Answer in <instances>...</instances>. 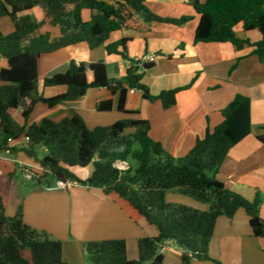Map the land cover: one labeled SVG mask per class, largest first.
<instances>
[{
	"label": "trees",
	"instance_id": "1",
	"mask_svg": "<svg viewBox=\"0 0 264 264\" xmlns=\"http://www.w3.org/2000/svg\"><path fill=\"white\" fill-rule=\"evenodd\" d=\"M36 7L44 10L51 27L59 29L58 37L51 32L41 33L43 23L33 16L20 17ZM193 8L199 17L195 44L231 43L237 50L252 47V54L264 63V0H194ZM84 10L93 13L91 21H83ZM133 13L142 15L147 23L183 26L192 20L188 16H158L148 9L146 0H0V19L7 17L15 26L10 35L0 31V58L7 64L0 69V151L23 152L39 163L43 173L36 180L38 185L51 178L102 189L106 195L115 194L126 201L158 230L157 237L139 240V258L134 261L128 259L125 240L89 242L85 245L89 264H164L160 250L169 241L187 248L185 264L192 259L210 261L209 245L218 219L232 220L240 209L247 213L254 236L264 239L261 195L249 201L217 179L230 150L252 133L249 97L237 95L222 111L223 122L213 129L209 127L205 137L198 139L180 160L150 137V122L138 117L92 130L76 113L60 122L45 118L40 123H29L39 103L53 109L83 98L90 89L106 88L117 95V109L125 114L138 115L126 110L131 90L140 91L147 100L160 101L164 109L176 105L178 94L190 89L195 80L186 87L152 95L143 78L155 64L129 59L128 39L106 46L109 54L131 61L123 80L110 79L104 62L87 65L72 61L67 72L44 80L45 88L65 87L66 92L52 98L39 95V61L44 55L79 43H87L92 50L104 46L112 33L128 27ZM238 24H243L246 31L258 30L262 40L252 44L238 38ZM89 73L93 74L92 81ZM112 109V101L97 105L100 112ZM16 110L21 111L22 125L11 114ZM22 139L28 142L20 150L11 146ZM258 140L264 144V134ZM41 148L47 150L43 158L39 157ZM116 162L128 168L119 170L114 167ZM91 165L93 173L87 181L70 171L72 167ZM171 191L208 204L209 210L170 204L166 195ZM0 264L67 263L62 241L27 225L22 207L16 216L8 217L0 197Z\"/></svg>",
	"mask_w": 264,
	"mask_h": 264
},
{
	"label": "crops",
	"instance_id": "2",
	"mask_svg": "<svg viewBox=\"0 0 264 264\" xmlns=\"http://www.w3.org/2000/svg\"><path fill=\"white\" fill-rule=\"evenodd\" d=\"M193 2L146 0L148 9L158 16L174 19L192 17L183 26L147 23L142 15L133 13L128 27L112 33L104 46L92 50L87 43H79L44 55L39 61V95L52 98L66 92V88H45L44 80L67 72L72 61L87 65L104 62L110 79L123 80L131 61L119 54H109L106 46L128 39L129 59L155 57V66L143 78V84L152 95L186 87L195 80L190 89L178 94L175 106L164 109L160 101H150L140 91H130L126 110L138 115L125 114L117 109V95L106 88L90 89L83 98L53 109L39 103L29 123H40L45 118L60 122L76 113L92 130L138 117L150 122V137L161 143L166 153L180 160L188 155L198 139L205 137L209 127L213 129L223 122L222 111L237 95L249 97L252 103V133L230 150L217 179L228 190L249 201L261 195L260 218L264 221V144L258 140V136L264 134V63L252 54V47L237 50L231 43L195 44L199 17ZM25 15H31L43 23L41 33L51 32L55 37L60 35L58 28L50 26L42 8L36 7L20 14V17ZM92 16L90 10L82 12L84 22L91 21ZM14 30L15 26L9 18L0 19V31L4 35H10ZM235 32L238 38L252 44L262 40L258 30L246 31L243 24H238ZM6 67V61L0 58V69ZM88 76L92 81L93 74L89 73ZM2 85L0 82V88ZM106 101L113 102L112 111H98L97 105ZM15 113H18L19 119L14 118ZM11 114L17 123H24L20 110ZM26 145L24 139L11 144L18 150ZM41 152L40 158L47 155L45 148H41ZM15 164L20 165L22 170L43 173L40 164L23 152L1 154L0 170L6 173H0L4 183L0 185V197L6 215L14 217L22 207L27 225L62 241L63 258L67 264H89L85 245L111 240H125L128 259L138 260L139 240L158 236V230L126 201L115 194L106 195L102 189L79 184L67 190H50L45 186H53L52 182L45 184L47 180H44L42 184L24 191L6 178L12 176ZM78 168L81 167H72L70 171L82 181H87L93 173L91 167L75 172ZM5 186L9 188L8 191ZM166 201L200 211L209 210L208 204L199 203L176 191L168 192ZM249 220L243 209L237 211L232 220L220 217L209 245L211 260L192 259L190 264H264V239L254 236ZM162 254L164 264H185L183 257L189 253L176 241H169Z\"/></svg>",
	"mask_w": 264,
	"mask_h": 264
},
{
	"label": "built area",
	"instance_id": "3",
	"mask_svg": "<svg viewBox=\"0 0 264 264\" xmlns=\"http://www.w3.org/2000/svg\"><path fill=\"white\" fill-rule=\"evenodd\" d=\"M140 61L142 63L154 62L155 61V57L154 56H146L144 59H142ZM131 92H135V90H131ZM25 141L28 142L27 139ZM3 153L10 154L11 152L9 150L0 151V156ZM114 167L119 169V170H126L128 168V165L127 164H122L120 162H116L114 164ZM23 173L25 175V179L28 180V181L38 180V179H40L42 177L41 173L40 174L39 173H34V172H31V171H29L27 169H24ZM77 185H79V183L76 182V181H73V180H65V181L56 180L55 186L46 185L45 187H46V189H50V190H53V189H56V190H67L70 187L77 186ZM165 249H166V245L161 247V250H160L161 254H162V252L165 251Z\"/></svg>",
	"mask_w": 264,
	"mask_h": 264
},
{
	"label": "rangeland",
	"instance_id": "4",
	"mask_svg": "<svg viewBox=\"0 0 264 264\" xmlns=\"http://www.w3.org/2000/svg\"><path fill=\"white\" fill-rule=\"evenodd\" d=\"M6 20V19H5ZM14 118L15 119H19V115H18V113H15L14 114ZM41 149L39 150V156L40 157H42V155H41ZM134 164V166H136V164L135 163H133ZM15 167H16V169H15V167H14V170L12 171V176L11 175H9V177H6L7 179L9 178V181L11 182V181H13L14 182V184H17L18 186H20L24 191L27 189V188H33V187H36L37 185V182H36V180H33V181H27V180H25V175H24V173H23V170H22V168L20 167V165H18V164H15L14 165ZM91 167V170L93 171V169H92V166H90ZM78 170H81V168H78V169H76V171L75 172H77ZM3 171L4 170H0V173H3ZM5 173H6V171H4ZM38 173V172H37ZM3 179H5V176H3ZM50 182H52V185L53 186H55V183H56V180L55 179H48L46 182H45V184H48V183H50ZM3 180H2V177H0V185L1 186H3ZM5 188V190L6 191H8V187L7 186H5L4 187ZM25 255L27 256V257H30V254H29V252H26L25 253Z\"/></svg>",
	"mask_w": 264,
	"mask_h": 264
}]
</instances>
